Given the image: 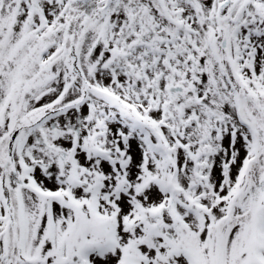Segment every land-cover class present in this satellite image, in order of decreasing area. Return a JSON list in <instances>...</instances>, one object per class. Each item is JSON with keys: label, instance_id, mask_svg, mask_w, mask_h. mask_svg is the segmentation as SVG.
<instances>
[{"label": "snow or ice", "instance_id": "snow-or-ice-1", "mask_svg": "<svg viewBox=\"0 0 264 264\" xmlns=\"http://www.w3.org/2000/svg\"><path fill=\"white\" fill-rule=\"evenodd\" d=\"M0 264H264V0H0Z\"/></svg>", "mask_w": 264, "mask_h": 264}]
</instances>
